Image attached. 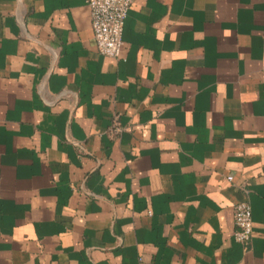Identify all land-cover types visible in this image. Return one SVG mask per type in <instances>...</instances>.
<instances>
[{
    "label": "crops",
    "instance_id": "crops-1",
    "mask_svg": "<svg viewBox=\"0 0 264 264\" xmlns=\"http://www.w3.org/2000/svg\"><path fill=\"white\" fill-rule=\"evenodd\" d=\"M121 38L0 0V264H264V0H134Z\"/></svg>",
    "mask_w": 264,
    "mask_h": 264
},
{
    "label": "built area",
    "instance_id": "built-area-1",
    "mask_svg": "<svg viewBox=\"0 0 264 264\" xmlns=\"http://www.w3.org/2000/svg\"><path fill=\"white\" fill-rule=\"evenodd\" d=\"M134 0H87L93 39L101 55L119 58L124 20ZM233 237L247 246L252 235L251 209L241 201L233 206Z\"/></svg>",
    "mask_w": 264,
    "mask_h": 264
}]
</instances>
